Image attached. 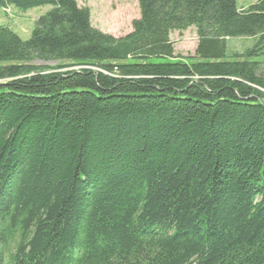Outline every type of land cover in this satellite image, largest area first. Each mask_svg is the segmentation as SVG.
<instances>
[{"label":"trees","instance_id":"obj_1","mask_svg":"<svg viewBox=\"0 0 264 264\" xmlns=\"http://www.w3.org/2000/svg\"><path fill=\"white\" fill-rule=\"evenodd\" d=\"M138 3L116 37L0 0L51 5L0 24V264H264V0Z\"/></svg>","mask_w":264,"mask_h":264},{"label":"rangeland","instance_id":"obj_2","mask_svg":"<svg viewBox=\"0 0 264 264\" xmlns=\"http://www.w3.org/2000/svg\"><path fill=\"white\" fill-rule=\"evenodd\" d=\"M81 6H87L91 10V23L94 27L110 33L116 37L131 32L132 22L140 17L138 0H77ZM240 7H247L257 0H237ZM13 8V9H12ZM8 8L7 12L0 10V24L10 26L21 38L27 40L35 27L37 18L51 9V5H45L20 11L15 7ZM171 40L175 53L183 57L195 54L198 45V35L195 27L184 31H173ZM254 44L253 38L229 39L231 50L243 51ZM37 65H56L57 62H45L36 60Z\"/></svg>","mask_w":264,"mask_h":264},{"label":"bare ground","instance_id":"obj_3","mask_svg":"<svg viewBox=\"0 0 264 264\" xmlns=\"http://www.w3.org/2000/svg\"><path fill=\"white\" fill-rule=\"evenodd\" d=\"M10 8H12V6H11ZM10 8H9V9H10Z\"/></svg>","mask_w":264,"mask_h":264},{"label":"built area","instance_id":"obj_4","mask_svg":"<svg viewBox=\"0 0 264 264\" xmlns=\"http://www.w3.org/2000/svg\"><path fill=\"white\" fill-rule=\"evenodd\" d=\"M7 10H8V9H7ZM7 10H6V11H7Z\"/></svg>","mask_w":264,"mask_h":264}]
</instances>
